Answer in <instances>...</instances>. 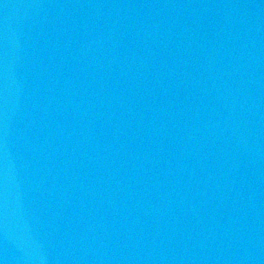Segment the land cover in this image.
Instances as JSON below:
<instances>
[{
  "label": "water",
  "instance_id": "obj_1",
  "mask_svg": "<svg viewBox=\"0 0 264 264\" xmlns=\"http://www.w3.org/2000/svg\"><path fill=\"white\" fill-rule=\"evenodd\" d=\"M0 264H264V0H0Z\"/></svg>",
  "mask_w": 264,
  "mask_h": 264
}]
</instances>
